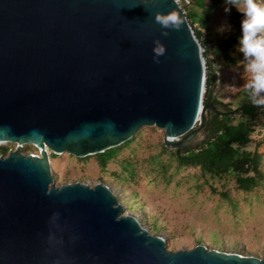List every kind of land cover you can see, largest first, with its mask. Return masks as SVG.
<instances>
[{
  "label": "water",
  "instance_id": "water-1",
  "mask_svg": "<svg viewBox=\"0 0 264 264\" xmlns=\"http://www.w3.org/2000/svg\"><path fill=\"white\" fill-rule=\"evenodd\" d=\"M200 47L175 0H0V144L15 145L0 155V264H264L168 251L105 185L52 182L48 151L84 158L145 126L178 154L201 144L216 110Z\"/></svg>",
  "mask_w": 264,
  "mask_h": 264
},
{
  "label": "rangeland",
  "instance_id": "rangeland-1",
  "mask_svg": "<svg viewBox=\"0 0 264 264\" xmlns=\"http://www.w3.org/2000/svg\"><path fill=\"white\" fill-rule=\"evenodd\" d=\"M212 1L215 0H205V3ZM226 6L228 12L224 11ZM191 9L199 12L193 5ZM235 12L243 13L242 3L235 8L226 4L216 5L209 16L210 30L202 32L205 46L197 40L201 46L205 72L207 54L216 74L213 99L231 108L249 101L245 84L250 79V73L246 71L248 58L239 51L241 20L235 24L230 20ZM232 28L236 31L238 42L229 51L230 59H225L217 50L216 39L227 37ZM204 94L205 86L202 96ZM259 118L264 123V115L261 114ZM205 139L206 132L201 128L192 136L188 146H195ZM163 141V130L154 126L142 127L135 133L129 146L123 148L104 169L99 168L91 156L87 159L66 153L52 156L48 151V155H51L49 166L52 182L55 187L76 182L89 187L98 183L105 185L124 208L125 214L134 217L150 234L161 237L168 251L190 250L203 245L208 250L260 259L264 255V189L243 194L235 189L231 179L208 181L207 185L201 186L204 179L198 169L176 170L174 165L167 172L170 180L166 182L160 171L147 163L149 157L159 154ZM0 145H6L10 151L15 149L14 144ZM256 145L262 154L264 171L262 127L256 128L249 148L253 149ZM22 147L24 155L38 154L34 146ZM161 159L167 162L168 156L162 154ZM124 162L133 163L135 172L132 177L124 171ZM208 185L218 191L227 190L229 201L210 193Z\"/></svg>",
  "mask_w": 264,
  "mask_h": 264
},
{
  "label": "trees",
  "instance_id": "trees-1",
  "mask_svg": "<svg viewBox=\"0 0 264 264\" xmlns=\"http://www.w3.org/2000/svg\"><path fill=\"white\" fill-rule=\"evenodd\" d=\"M219 4H226L225 0H215L209 3H205V0L179 1V6L196 39L203 46H205V43L202 38V32L210 30L208 25L209 16L213 8ZM240 4V0H237L235 6L232 4L227 5L235 8ZM192 5L197 7L199 12L192 10ZM242 18L241 12H235L230 16L233 24ZM237 42L236 31L232 28L231 33L227 37L216 39L217 50L225 59H230L229 51ZM205 65V94L202 98V104L204 106L212 105L216 110V112L208 110L205 113V123L202 129L206 132V139L197 147L185 149L179 154L173 149L167 148L164 143H161L159 154L149 157L147 163L156 167L166 182L170 180V176L167 177V172L174 165L176 170L183 168L198 169L200 176L204 179L201 186L207 185L208 181L231 179L235 189L243 194L251 193L256 189H264L262 154L258 151V145L253 149L249 148L256 128H264V123L259 118L261 114L264 115V106H255L250 100L235 108H231L227 104H218L212 95L216 74L207 54L205 55ZM134 136L135 134L124 143L102 153L91 155V157L95 159L94 161H96L99 168L104 169L108 163L117 158L123 148L129 146ZM27 146L29 145H24V147ZM8 150L9 148L6 145H0V154L2 156H6L10 151ZM162 154L168 156L167 162L161 159ZM51 155L54 156V154ZM123 168L128 176L132 177L134 175L135 168L133 163L124 162ZM208 187L210 193L217 194L221 199L229 201L230 195L227 190L218 191L212 185H208Z\"/></svg>",
  "mask_w": 264,
  "mask_h": 264
},
{
  "label": "clouds",
  "instance_id": "clouds-1",
  "mask_svg": "<svg viewBox=\"0 0 264 264\" xmlns=\"http://www.w3.org/2000/svg\"><path fill=\"white\" fill-rule=\"evenodd\" d=\"M236 2L225 0L226 5L235 6ZM240 2L243 4V18L240 22L239 51L248 58L246 71L250 73L245 88L248 89L247 95L253 105L264 106V0ZM224 11L228 12L229 8L226 6ZM163 23L178 25L177 17L174 14L168 15Z\"/></svg>",
  "mask_w": 264,
  "mask_h": 264
},
{
  "label": "built area",
  "instance_id": "built-area-1",
  "mask_svg": "<svg viewBox=\"0 0 264 264\" xmlns=\"http://www.w3.org/2000/svg\"><path fill=\"white\" fill-rule=\"evenodd\" d=\"M175 1L179 4V1H180V0H175Z\"/></svg>",
  "mask_w": 264,
  "mask_h": 264
},
{
  "label": "bare ground",
  "instance_id": "bare-ground-1",
  "mask_svg": "<svg viewBox=\"0 0 264 264\" xmlns=\"http://www.w3.org/2000/svg\"><path fill=\"white\" fill-rule=\"evenodd\" d=\"M3 144V143H2Z\"/></svg>",
  "mask_w": 264,
  "mask_h": 264
}]
</instances>
